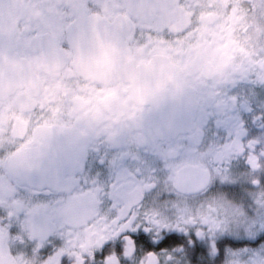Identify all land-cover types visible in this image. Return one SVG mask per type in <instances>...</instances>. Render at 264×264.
I'll return each mask as SVG.
<instances>
[{
  "label": "flooded vegetation",
  "instance_id": "1",
  "mask_svg": "<svg viewBox=\"0 0 264 264\" xmlns=\"http://www.w3.org/2000/svg\"><path fill=\"white\" fill-rule=\"evenodd\" d=\"M261 85L264 0H0V264H264V225L242 219L264 213V161L215 131L241 133L229 110ZM109 151L150 159L111 219L76 196L49 254L50 221L25 218L32 186H15L62 167L78 188L82 162ZM137 227L177 242L119 235Z\"/></svg>",
  "mask_w": 264,
  "mask_h": 264
},
{
  "label": "snow or ice",
  "instance_id": "2",
  "mask_svg": "<svg viewBox=\"0 0 264 264\" xmlns=\"http://www.w3.org/2000/svg\"><path fill=\"white\" fill-rule=\"evenodd\" d=\"M249 87H251V93L247 89L245 90L247 99L243 103L237 101L229 110L228 123L233 121L239 123L243 131L234 136L227 125L220 124H217L215 131L217 135L224 137L226 144L239 145V151L236 153L237 157L242 158L248 155L249 160H251L252 156H257V162H259L264 161V153H256V148L260 144H264V85L260 86L259 91L253 86ZM215 118L210 117V121ZM254 128L257 129L256 132L252 131ZM225 131H227L226 136L224 135ZM253 137L256 139H253ZM149 159L150 157L139 151L135 157L114 151L105 152L91 161V163L85 159L81 164L82 171L87 165V179L90 183L86 182L78 188L76 186L64 187L63 168L57 167L43 175L36 174L22 179L20 184L15 186L13 197L22 198L25 192L22 185L31 184L32 191L23 209L24 216L25 218H30L33 223H39L42 217L49 219L50 223L44 229L48 234L44 238L51 241V243L45 244L44 247L49 249L50 254L53 247L59 243L55 238L57 231L55 225L58 223L60 214L66 206L76 204V196L81 197L82 201H89L90 206L96 212V216H105L106 221L111 219L117 215L124 202V182H135L138 180L143 175L140 160H144L147 163ZM105 213L107 214L105 215ZM125 218L121 217L118 222H122ZM8 230L11 231V228ZM119 235H127L134 244L139 243L144 248H161L177 242L176 234L172 232L162 235L159 241L153 242L149 239V233L145 232L141 227H137L135 231L125 229ZM252 244L254 245L255 241ZM106 246L107 242L101 246L99 253L94 252L93 259L97 255L102 257ZM113 246L115 248L120 247L119 237L113 242ZM41 251H43V248ZM59 264H65L63 256L60 257Z\"/></svg>",
  "mask_w": 264,
  "mask_h": 264
},
{
  "label": "rangeland",
  "instance_id": "3",
  "mask_svg": "<svg viewBox=\"0 0 264 264\" xmlns=\"http://www.w3.org/2000/svg\"><path fill=\"white\" fill-rule=\"evenodd\" d=\"M243 210V220L245 221L243 225H248L249 229L261 228L264 225V213H261L260 208H255L253 205L242 206ZM260 211V212H259ZM261 217L256 219V217ZM256 219V221H255Z\"/></svg>",
  "mask_w": 264,
  "mask_h": 264
},
{
  "label": "water",
  "instance_id": "4",
  "mask_svg": "<svg viewBox=\"0 0 264 264\" xmlns=\"http://www.w3.org/2000/svg\"><path fill=\"white\" fill-rule=\"evenodd\" d=\"M80 24H82V25H86V24H90L91 23V21L90 20H81L80 22H79ZM82 35H81V32H73L72 34H71V37H70V41L72 42V43H74L75 44V46L81 51V52H83V49H84V46L85 47H87V45H85V44H83L82 43ZM0 255H1V253H0ZM4 258V262H6V257L5 256H3ZM9 264H11L10 262H9Z\"/></svg>",
  "mask_w": 264,
  "mask_h": 264
}]
</instances>
